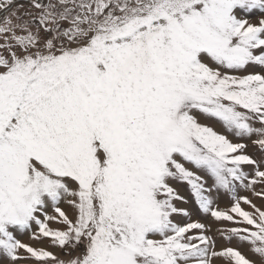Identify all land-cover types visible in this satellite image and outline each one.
Instances as JSON below:
<instances>
[{
    "label": "snow or ice",
    "instance_id": "snow-or-ice-1",
    "mask_svg": "<svg viewBox=\"0 0 264 264\" xmlns=\"http://www.w3.org/2000/svg\"><path fill=\"white\" fill-rule=\"evenodd\" d=\"M217 260L264 264V0H0V264Z\"/></svg>",
    "mask_w": 264,
    "mask_h": 264
},
{
    "label": "rangeland",
    "instance_id": "rangeland-1",
    "mask_svg": "<svg viewBox=\"0 0 264 264\" xmlns=\"http://www.w3.org/2000/svg\"><path fill=\"white\" fill-rule=\"evenodd\" d=\"M252 19L255 22L256 17L253 16ZM218 130H222V129L218 128ZM244 142L247 143V145H248V149H247L248 153L250 155H253L256 158H259L260 157V153H259L257 147L255 145H253L251 142H248V141H244ZM178 190L180 191V193L182 195H184L186 197V199L188 201L187 204L182 205V206L188 208L189 211L193 212V219H198L201 222L206 223V224L210 225L213 228L214 231L211 234L214 235L216 240H217V247H220L221 245H224L225 241L220 237V235L218 233L215 232V229L217 227H220L221 225H219L217 222H215L213 220V218H211L210 216H205V215L199 213L198 207L195 204L194 199L192 198L191 193H190L189 189L187 188V185H181ZM242 194L247 195V193H242ZM255 202L257 204L262 203L261 201H255ZM217 203H218V205H222L221 208L227 207L229 205V198L227 196H221L218 199ZM64 207L67 208V206H64ZM67 211L69 212V214L72 213L71 209H67ZM52 226L53 227H58V225H56V224H53ZM21 239L25 243L32 244L34 247H44L47 250L52 251L55 255L59 256L62 259H66L67 258L66 257V253H64L63 251H61L57 247H52L51 246L49 239H44L41 242H37V241L31 240L27 234L22 236ZM244 251H247V249H244ZM30 264H31V262H30ZM215 264H223V261L217 260L215 262Z\"/></svg>",
    "mask_w": 264,
    "mask_h": 264
},
{
    "label": "bare ground",
    "instance_id": "bare-ground-1",
    "mask_svg": "<svg viewBox=\"0 0 264 264\" xmlns=\"http://www.w3.org/2000/svg\"><path fill=\"white\" fill-rule=\"evenodd\" d=\"M222 205H219V207H221Z\"/></svg>",
    "mask_w": 264,
    "mask_h": 264
}]
</instances>
